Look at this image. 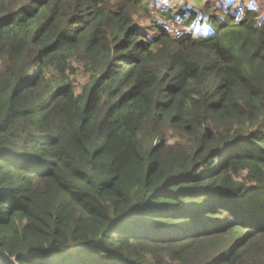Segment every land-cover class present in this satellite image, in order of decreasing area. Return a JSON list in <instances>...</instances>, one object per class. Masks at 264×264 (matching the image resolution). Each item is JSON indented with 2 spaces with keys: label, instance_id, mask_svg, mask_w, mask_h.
<instances>
[{
  "label": "trees",
  "instance_id": "trees-1",
  "mask_svg": "<svg viewBox=\"0 0 264 264\" xmlns=\"http://www.w3.org/2000/svg\"><path fill=\"white\" fill-rule=\"evenodd\" d=\"M189 1L0 0V264H264V15Z\"/></svg>",
  "mask_w": 264,
  "mask_h": 264
},
{
  "label": "rangeland",
  "instance_id": "rangeland-1",
  "mask_svg": "<svg viewBox=\"0 0 264 264\" xmlns=\"http://www.w3.org/2000/svg\"><path fill=\"white\" fill-rule=\"evenodd\" d=\"M148 3L151 9V16L155 20H158L157 13L162 10L171 9L172 13H175L178 10H181L184 5L189 4V0H144ZM252 2L256 6V10L261 14L264 15V2L261 0H206V4L210 6L209 13L210 14H219L225 13L230 10H235L241 4H247ZM166 5V6H164ZM202 6V5H201ZM201 6L199 8H201ZM171 20L175 29L181 28L180 21L178 19L172 18ZM79 80L83 83L86 80V76L79 75ZM240 180L244 181V174L241 175Z\"/></svg>",
  "mask_w": 264,
  "mask_h": 264
}]
</instances>
